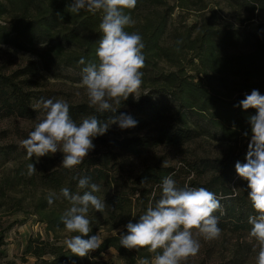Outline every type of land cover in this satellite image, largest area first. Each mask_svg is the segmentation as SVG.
<instances>
[{"label": "trees", "instance_id": "obj_1", "mask_svg": "<svg viewBox=\"0 0 264 264\" xmlns=\"http://www.w3.org/2000/svg\"><path fill=\"white\" fill-rule=\"evenodd\" d=\"M224 1L229 9L247 13L245 21H254V30L242 25L237 29L218 25L212 15L189 26L184 33L174 34L165 45L167 20L173 8L163 0H137L135 9L129 13L135 24L126 31L140 33L145 43L141 96L136 99L130 95L117 106L116 114L127 113L137 122L135 127L125 129L126 134L143 131L148 134L112 139L105 153H94L71 170L61 166L63 156L57 160L51 154L40 157L44 168L39 183L59 198L52 205L47 197L40 198L33 203L30 215L45 225L53 241L49 237L28 239L24 258L32 257V264H108L98 260V256L113 249L121 264L151 259L153 254L146 249L136 252L122 247L119 230L126 232L124 226L129 220L137 222L149 204L160 198L162 181L168 176L177 187H205L216 194L223 209V214L215 213L222 233H249L251 226L247 221L254 210L247 197V181L238 176L235 164L246 162L251 139L247 118L255 115L256 110L245 111L237 105L253 89L264 95V0ZM71 2L0 0V45L33 52L47 72L59 69L82 76L85 65L78 64L80 58L86 62L96 59L102 35L98 27L100 15L84 10L72 14L66 10ZM188 2L191 1H181L184 5ZM159 7H166V11L159 13ZM143 12L147 14L143 16L144 22H140L139 15ZM33 76L31 68L9 75L0 73V119L35 118L37 111L33 105L42 97L35 91L40 83L29 79ZM69 108L77 124L92 116L103 123L113 115L100 114L88 104L69 105ZM246 131L247 137L243 135ZM198 140L223 143L227 148L209 157L184 155L179 168L162 166L158 160H144L138 169H132L133 161L143 160L153 150L168 147L180 151ZM16 150L15 146L0 147V164L16 159ZM32 162L36 166L35 156L18 165L13 178L15 184L7 180L1 183V198L9 188L21 183L27 174V164ZM83 176L90 177V184L100 187L94 195L105 201L106 209L103 213L91 208L89 211L104 218L108 229L101 238L100 249L79 258L67 250L65 243H60L57 233L65 229L60 217L70 207L60 196V190L68 188L72 194H83L85 190L77 187L78 179ZM145 178L147 182L141 184ZM92 227V234L97 233L93 223ZM5 231L0 229V256L4 254L1 249Z\"/></svg>", "mask_w": 264, "mask_h": 264}, {"label": "clouds", "instance_id": "obj_2", "mask_svg": "<svg viewBox=\"0 0 264 264\" xmlns=\"http://www.w3.org/2000/svg\"><path fill=\"white\" fill-rule=\"evenodd\" d=\"M136 5L137 0H72L66 9L70 13L78 15L84 10L100 15L98 27L102 35L95 52L96 59L86 62L81 57L78 64L85 65L81 87L85 89L89 107L100 114L111 112L113 115L103 123L92 116L77 124L69 114L66 101L41 98L33 108L42 109L43 118L28 137L20 141L29 160L35 156L39 162L40 157L59 151L63 153L61 166L71 170L83 163L95 149L94 138L106 134L111 125L116 124L121 129L136 126L137 122L129 114H116L117 106L130 95L136 99L141 96L145 43L140 33L126 31L135 24L129 13ZM237 106L245 111L256 110L255 115L247 118L251 139L246 162H236L235 171L247 181V197L254 210L247 222L251 226L249 242H255V264H264V95L253 89ZM243 135L247 137L249 133L246 131ZM26 168L29 177L37 172L33 162ZM146 182L147 178L141 184ZM77 187L85 190L83 194H72L68 188L60 190V196L70 204L60 219L65 230L74 234L65 240L67 250L73 256L85 258L103 244L98 233L92 234L89 209L103 213L106 204L94 195L100 187L90 184V177H80ZM161 188L160 198L149 204L138 221L129 220L124 226L126 232L119 230V243L128 250L146 249L153 254L151 259L140 258L137 264H187L189 257L198 254L200 238L212 241L221 236L219 217L215 213L223 214L222 205L216 194L207 188L177 187L171 176L163 179ZM58 198L56 193H50L47 202L52 205Z\"/></svg>", "mask_w": 264, "mask_h": 264}, {"label": "rangeland", "instance_id": "obj_3", "mask_svg": "<svg viewBox=\"0 0 264 264\" xmlns=\"http://www.w3.org/2000/svg\"><path fill=\"white\" fill-rule=\"evenodd\" d=\"M163 1L168 7L173 8L167 20L163 40L165 45L172 41L174 34L184 33L189 26L212 15L215 16V23L218 25H225L234 29L242 25L241 27L245 29L254 30V21H245L248 17L247 13H238L231 8L229 9L224 0H190L191 2L186 5L181 3L184 0ZM157 11L163 13L166 11V7H159ZM146 14L147 12H143L139 15L140 22H144L143 16ZM37 49H40V47ZM40 62L33 52H20L7 45H0L1 74L9 75L16 70L34 69V76L29 79L40 83L41 86L35 87V91L40 93L42 98L62 99L69 105L88 104L85 89L81 87L82 76L72 71H61L59 69L47 72L43 70ZM35 110L37 114L32 120L17 117L0 119V147H17V158L0 164V185L5 180L14 183L13 178L16 168L20 163L26 161V150L20 146V141L28 137V133L34 130L35 124L44 115L42 109ZM147 134L145 131L134 135L126 134L125 129H121L114 124L106 134L94 138L95 149L88 156L99 152L105 153L107 143L112 139L135 135L145 136ZM226 148L223 143H216L212 140H198L180 151L161 147L148 153L143 160L133 161L132 169H138L144 163V160L147 162L158 160L163 166L179 168L181 159L185 157L184 155L196 154L200 157H209L220 154ZM51 155L57 160L63 156V153L58 151ZM36 168L37 172L34 175L29 177L26 174L27 176L25 175L19 185L9 188L3 197H0V229H6L4 232V245L1 249L4 254L0 256V264H32L34 262L32 257L24 258L23 256V250L28 239L39 237L42 240L49 237V240L53 241V235L46 233L45 225L38 222L37 217L30 215L33 203L40 198L48 197L50 194L39 183V174L44 165L37 162ZM88 217L93 225L97 227L96 232L101 238L107 235L108 225L105 224L104 218L93 211H89ZM57 234V239L63 244L66 239L70 238L72 233H68L64 229ZM200 242L201 248L198 254L189 257L187 264H255L256 252L253 251L255 242H249L248 234L223 232L219 239L204 241L200 238ZM98 257V260L108 264H121L117 253L113 249L101 253Z\"/></svg>", "mask_w": 264, "mask_h": 264}]
</instances>
